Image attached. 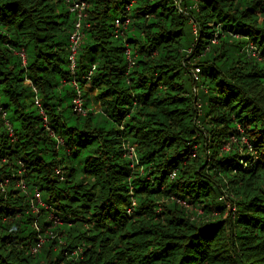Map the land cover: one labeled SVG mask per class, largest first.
Returning <instances> with one entry per match:
<instances>
[{
  "label": "trees",
  "instance_id": "1",
  "mask_svg": "<svg viewBox=\"0 0 264 264\" xmlns=\"http://www.w3.org/2000/svg\"><path fill=\"white\" fill-rule=\"evenodd\" d=\"M75 1L0 0V264H264V0H80L72 71Z\"/></svg>",
  "mask_w": 264,
  "mask_h": 264
},
{
  "label": "built area",
  "instance_id": "2",
  "mask_svg": "<svg viewBox=\"0 0 264 264\" xmlns=\"http://www.w3.org/2000/svg\"><path fill=\"white\" fill-rule=\"evenodd\" d=\"M84 7H85V3L83 1H80V0H76L75 3L73 5H71L70 7V10L72 11H75L76 13V21L74 23V29H73V32L70 36V44H69V49H70V54H69V57H68V60H69V68L73 71L74 68H75V54H76V51H77V47L80 43V39H81V36H82V32H81V21H82V18L84 17L85 13H84ZM128 21V19L125 20L124 23H126ZM115 24H116V27L119 28L120 26V22L118 19H116L115 21ZM192 27H193V30L195 33H197V27L196 25L193 23L192 24ZM247 47H248V51L250 52V54L252 55H256L257 52H256V49L255 47L251 44V43H248L247 44ZM21 55L23 56V53L21 52ZM127 55H128V62H129V65H131L133 63V60H132V57H131V54L129 52V50H127ZM200 71V67L195 65V66H192V73H193V76H195L197 78V73ZM74 83V86H75V89H76V96L74 97L73 99V110L80 113V112H84V109L82 107V98H81V89L78 87L77 83L75 81H73ZM34 103H36V105L40 106V102H39V99L38 97H36L34 99ZM62 139L61 138H57V142H61ZM133 146H130L129 147V156L130 157H134V151H133ZM19 185H23L22 181L21 180H18L17 181ZM35 199L37 201L40 200V195H39V192L36 191L35 192ZM34 209H36V206H34ZM41 242V240H40ZM36 248L34 247L33 250H35Z\"/></svg>",
  "mask_w": 264,
  "mask_h": 264
},
{
  "label": "rangeland",
  "instance_id": "3",
  "mask_svg": "<svg viewBox=\"0 0 264 264\" xmlns=\"http://www.w3.org/2000/svg\"><path fill=\"white\" fill-rule=\"evenodd\" d=\"M189 68V71H191L192 72V66H190V67H188ZM196 77L195 76H193V74H192V80H194ZM21 186V185H20ZM22 187H23V185H22ZM34 209V208H33ZM35 210V209H34Z\"/></svg>",
  "mask_w": 264,
  "mask_h": 264
}]
</instances>
